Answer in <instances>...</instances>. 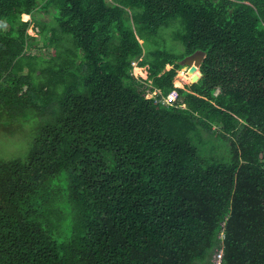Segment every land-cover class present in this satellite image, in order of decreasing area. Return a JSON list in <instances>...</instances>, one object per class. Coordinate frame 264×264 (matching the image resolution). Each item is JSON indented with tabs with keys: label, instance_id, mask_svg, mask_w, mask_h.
Segmentation results:
<instances>
[{
	"label": "trees",
	"instance_id": "trees-1",
	"mask_svg": "<svg viewBox=\"0 0 264 264\" xmlns=\"http://www.w3.org/2000/svg\"><path fill=\"white\" fill-rule=\"evenodd\" d=\"M35 115L0 264H264V0H0V139Z\"/></svg>",
	"mask_w": 264,
	"mask_h": 264
},
{
	"label": "rangeland",
	"instance_id": "rangeland-1",
	"mask_svg": "<svg viewBox=\"0 0 264 264\" xmlns=\"http://www.w3.org/2000/svg\"><path fill=\"white\" fill-rule=\"evenodd\" d=\"M53 17L50 13L45 12L44 10H39L35 12V20L32 23V25L28 29V33L31 35L37 36L38 40L36 42V47L33 50V54H41L45 55L46 57H49L52 54V46L45 43L48 39L47 36H50V32L48 35L43 36L38 33V22L46 21L50 22L52 21ZM24 20H29L30 15L24 14L23 15ZM181 46H177L176 49L181 51ZM172 68V65H167V69ZM187 70V71H186ZM133 73L136 77H140L143 79H147L148 77V71L146 67L138 66L137 63L134 64L133 67ZM182 74V75H181ZM190 74V75H189ZM192 73H189V66L180 67V69L177 70V74L174 78V83L178 87H184L185 85H188L192 83ZM191 78V79H190ZM178 82V83H176ZM154 93H149V96L153 95ZM174 99V94L169 95L168 98H166L164 101H168ZM47 118L44 116L35 115L30 120L26 121L22 128L13 136L9 137H3L0 139V157H3L5 159H11L19 156H23L27 152V148L29 146V143L31 142L33 136L35 135V130L45 124L47 121ZM217 257V256H216ZM217 264V263H216Z\"/></svg>",
	"mask_w": 264,
	"mask_h": 264
},
{
	"label": "water",
	"instance_id": "water-1",
	"mask_svg": "<svg viewBox=\"0 0 264 264\" xmlns=\"http://www.w3.org/2000/svg\"><path fill=\"white\" fill-rule=\"evenodd\" d=\"M205 57V52L198 50L194 53L186 56L182 63L185 67L189 66V73H192V83L197 82L202 76V72L200 71V66Z\"/></svg>",
	"mask_w": 264,
	"mask_h": 264
},
{
	"label": "built area",
	"instance_id": "built-area-1",
	"mask_svg": "<svg viewBox=\"0 0 264 264\" xmlns=\"http://www.w3.org/2000/svg\"><path fill=\"white\" fill-rule=\"evenodd\" d=\"M216 262L217 264H220V261H221V258H222V252H219L217 255H216Z\"/></svg>",
	"mask_w": 264,
	"mask_h": 264
},
{
	"label": "bare ground",
	"instance_id": "bare-ground-1",
	"mask_svg": "<svg viewBox=\"0 0 264 264\" xmlns=\"http://www.w3.org/2000/svg\"><path fill=\"white\" fill-rule=\"evenodd\" d=\"M187 71V70H186ZM182 75V74H181ZM190 75V74H189ZM191 79V78H190ZM176 83H178V82H176ZM178 85H179V83H178Z\"/></svg>",
	"mask_w": 264,
	"mask_h": 264
},
{
	"label": "clouds",
	"instance_id": "clouds-1",
	"mask_svg": "<svg viewBox=\"0 0 264 264\" xmlns=\"http://www.w3.org/2000/svg\"><path fill=\"white\" fill-rule=\"evenodd\" d=\"M217 263V262H216Z\"/></svg>",
	"mask_w": 264,
	"mask_h": 264
}]
</instances>
